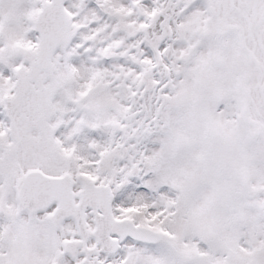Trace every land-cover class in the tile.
Wrapping results in <instances>:
<instances>
[{
  "label": "snow or ice",
  "instance_id": "1",
  "mask_svg": "<svg viewBox=\"0 0 264 264\" xmlns=\"http://www.w3.org/2000/svg\"><path fill=\"white\" fill-rule=\"evenodd\" d=\"M0 264H264V0H0Z\"/></svg>",
  "mask_w": 264,
  "mask_h": 264
}]
</instances>
